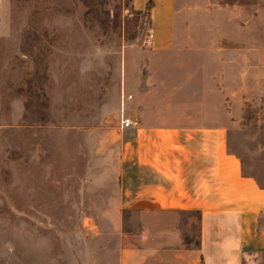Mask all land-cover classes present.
<instances>
[{"label": "rangeland", "instance_id": "374dc122", "mask_svg": "<svg viewBox=\"0 0 264 264\" xmlns=\"http://www.w3.org/2000/svg\"><path fill=\"white\" fill-rule=\"evenodd\" d=\"M0 1V264H120L139 244L144 216L108 210L125 62L168 81L155 100L232 111V151L264 188V0H172L165 48L135 0Z\"/></svg>", "mask_w": 264, "mask_h": 264}, {"label": "crops", "instance_id": "0c3cea01", "mask_svg": "<svg viewBox=\"0 0 264 264\" xmlns=\"http://www.w3.org/2000/svg\"><path fill=\"white\" fill-rule=\"evenodd\" d=\"M148 2L135 0L134 8ZM154 2L152 29L165 48L173 38V1ZM167 82L131 78L125 62L123 102L139 124L124 128L108 210L139 213L144 225L139 244L121 250L120 264H264V188L243 174L232 151L233 112L153 99ZM185 82L176 93H190Z\"/></svg>", "mask_w": 264, "mask_h": 264}, {"label": "built area", "instance_id": "2783aa9c", "mask_svg": "<svg viewBox=\"0 0 264 264\" xmlns=\"http://www.w3.org/2000/svg\"><path fill=\"white\" fill-rule=\"evenodd\" d=\"M149 38H154V33L149 35ZM139 124V121L134 118L124 117L123 118V128L135 127Z\"/></svg>", "mask_w": 264, "mask_h": 264}, {"label": "trees", "instance_id": "16d2710c", "mask_svg": "<svg viewBox=\"0 0 264 264\" xmlns=\"http://www.w3.org/2000/svg\"><path fill=\"white\" fill-rule=\"evenodd\" d=\"M153 6H154V1L149 0L147 7H146L147 12H151V9L153 8Z\"/></svg>", "mask_w": 264, "mask_h": 264}]
</instances>
